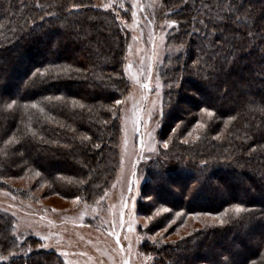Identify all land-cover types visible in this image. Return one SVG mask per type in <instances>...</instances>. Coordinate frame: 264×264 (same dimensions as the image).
Instances as JSON below:
<instances>
[{"label": "trees", "instance_id": "trees-1", "mask_svg": "<svg viewBox=\"0 0 264 264\" xmlns=\"http://www.w3.org/2000/svg\"><path fill=\"white\" fill-rule=\"evenodd\" d=\"M163 4L178 22L167 35L175 50L160 71L157 136L169 146L145 162L143 189L170 212L147 229L173 212L180 220L223 212L224 222L141 250L154 256L152 264H264V0ZM128 41L117 15L95 0H0L1 189L102 200L120 165L114 101L129 90ZM37 68L44 75L32 76ZM12 99L17 105L4 108ZM197 121L204 125L197 138L181 141ZM17 237L13 219L0 210V256L7 257L0 264H65L54 251L34 250L33 238Z\"/></svg>", "mask_w": 264, "mask_h": 264}, {"label": "rangeland", "instance_id": "rangeland-1", "mask_svg": "<svg viewBox=\"0 0 264 264\" xmlns=\"http://www.w3.org/2000/svg\"><path fill=\"white\" fill-rule=\"evenodd\" d=\"M95 2L104 10L105 4L114 2L118 5L109 11L117 15L118 21L129 34L124 70L127 65H131L129 72L136 76V80H132L129 72L125 71L129 90L120 105V165L112 187L101 201L95 203L84 202L81 198L75 201V198H63L56 194L41 196L42 189L36 192L38 195L32 192L24 196L0 188V210L13 219L16 236L33 238L36 240L34 250L54 251L65 264H123L124 259L128 260L129 264H152L154 256L141 250L144 243H173L191 231L207 225H221L223 223L220 221L223 220L221 216L214 214H190L180 220V216L176 215L178 212H173L163 225L148 231L151 221L158 217L157 211L164 208L154 205L153 195L148 193V190L145 191L143 185L148 178L145 162L153 159L158 148H164V141L157 136L163 116L160 71L164 57L173 55L175 50L173 45L167 44V35L171 29L167 25L171 19L168 18L163 0ZM121 4L122 8L119 7ZM133 4L138 7L133 8ZM133 11L137 12L135 17L132 16ZM12 53L15 54V51ZM149 63L152 65L150 80L146 76ZM144 82L150 83L148 89L141 88ZM157 84L159 88L156 87ZM203 103H208V99ZM179 106L189 108L187 103H181ZM197 129L194 126L193 130L185 135L186 138L181 137V141L197 138ZM129 177L133 181L131 192L128 191ZM19 183L20 181H16L13 184ZM168 187L178 192L180 185L172 182ZM185 195L187 197L190 193L186 192ZM133 196L136 197L135 200L131 199ZM125 200L126 209L123 205ZM139 208L141 210H138ZM122 210L125 212L124 228L120 227ZM12 213H15V216ZM162 214L166 213L161 212L159 215ZM128 223L133 225V231L127 230ZM113 225L120 233V246L116 244V237L109 235ZM247 236L252 238L251 235ZM43 237L47 239H42ZM248 246L250 245L247 244ZM120 247H123V252ZM62 252L67 255H61Z\"/></svg>", "mask_w": 264, "mask_h": 264}, {"label": "snow or ice", "instance_id": "snow-or-ice-1", "mask_svg": "<svg viewBox=\"0 0 264 264\" xmlns=\"http://www.w3.org/2000/svg\"><path fill=\"white\" fill-rule=\"evenodd\" d=\"M117 6H118V5L115 4L114 2H113V3H108V4L103 5V7H104L106 10H109V9L115 8V7H117ZM119 7L122 8L123 5L121 4V5H119ZM136 7H138V6L135 5V4H133V8H136ZM205 7L207 8L206 5H205ZM224 10L230 12V11H231V6H228V7L225 8ZM136 15H137V12H136V11H133V12H132V16L135 17ZM177 23H178L177 21L173 20V21H171V22L167 25V27H168V28H172V27L176 26ZM201 23H204V21L201 20ZM196 31L199 32V29H197ZM199 34H200L201 36H206V35H207V33H204V32H199ZM130 47H131V46H130ZM153 47H155V43H154V42H153ZM194 63H195L196 66H199V60L196 61V62H194ZM130 68H131V65H127V66L125 67V71H126V72H129ZM151 68H152V65H151V63H149V64L147 65V69H146V76H147V78H148L149 80H150V78H151ZM45 71H47V70H45ZM129 74H130V72H129ZM42 75H44V73L41 71L40 68H37V69L35 70V72L32 73V76H34V77H35V76H42ZM130 78H131L132 80H136V76L131 75V74H130ZM149 87H150V83H149V82H144V83L141 84V88H143V89H148ZM156 87L159 88V84H157ZM57 99H58V98H57ZM114 103H115V105L119 106V105H121L123 102H122L120 99H116V100L114 101ZM14 105H17V100H15V99H12L11 102H8L7 100H5V101L3 102V107H4V108H7V109H11V108H13ZM25 107H27V105H26ZM31 107L35 108V107H37V105H36L35 103H33V104L31 105ZM201 111H202V112H207V115H209V116H212V115H213V113H212L211 111H208L207 109H201ZM113 115H114V116H115V115H118V113H114ZM195 127H197V128H203L204 125L201 124L199 121H197ZM136 130H137V132L139 131V127H138V125H137V129H136ZM185 143H187V141H185ZM168 146H169V145H168V141L165 140V141H164V144H163V147H164L165 149H167ZM94 147H95V148H100L101 145L97 144V145H95ZM121 164L123 165V159H121ZM36 175L39 176L40 173L37 172ZM132 183H133V181H132L131 177H129V178H128V191H129V192H131ZM105 195H106V194H105ZM13 199H15V197H13ZM79 199H80V197L77 196V197L75 198V201H78ZM101 199H103V197H101ZM131 199L135 200L136 197L133 196V197H131ZM75 201H74V202H75ZM123 205H124V208L126 209V208H127V202H126V200L123 201ZM233 207L235 208V211H236L237 213H239V212L242 211V208H241L240 205H234ZM5 211L7 212V209H5ZM169 211H170V210H169L168 208H161V209H159V210L157 211L156 215L159 216V214H160L161 212L167 213V212H169ZM227 211H228V209H225V212H227ZM12 215L15 216V213H12ZM124 215H125V212L122 210V211H121V214H120V227H121V228H124L125 223H126V221L124 220ZM176 215L179 217V216H181L182 214L178 212ZM200 215L209 216V215H211V213H208V212H205V213H194V216H200ZM222 215H224L223 212H221V213H217V216H222ZM149 220H151V217H149ZM220 222L223 223V221H220ZM145 227H147V225H145ZM127 230H128L129 232H130V231H133V225H132L131 223H128V225H127ZM109 235H112V236L116 237V244H117V246H120V245H121L120 233H118V232L115 230V225H113V227H112V231L109 233ZM158 235H159V234H158ZM125 238H127V237H125ZM17 239H19V237H17ZM42 239H47V237H43ZM182 239H183V238H182ZM45 247H47V246H45ZM120 251H121V252L124 251L123 247H120ZM61 255H65V256H66L67 253L62 252ZM81 255H83V254H81ZM4 259H7V257L0 256V260H4ZM123 264H129L128 260L124 259V260H123ZM252 264H256V262H255V261H252Z\"/></svg>", "mask_w": 264, "mask_h": 264}]
</instances>
